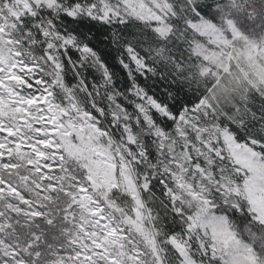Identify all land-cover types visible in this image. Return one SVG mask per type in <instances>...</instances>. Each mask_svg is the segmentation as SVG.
Returning a JSON list of instances; mask_svg holds the SVG:
<instances>
[{
  "label": "snow or ice",
  "instance_id": "1",
  "mask_svg": "<svg viewBox=\"0 0 264 264\" xmlns=\"http://www.w3.org/2000/svg\"><path fill=\"white\" fill-rule=\"evenodd\" d=\"M0 264H264V0H0Z\"/></svg>",
  "mask_w": 264,
  "mask_h": 264
}]
</instances>
